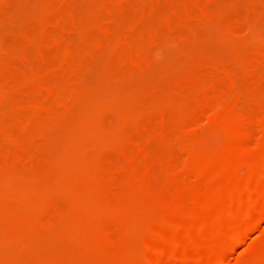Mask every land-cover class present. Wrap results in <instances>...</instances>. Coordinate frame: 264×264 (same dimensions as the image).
I'll use <instances>...</instances> for the list:
<instances>
[{
    "label": "rangeland",
    "instance_id": "obj_1",
    "mask_svg": "<svg viewBox=\"0 0 264 264\" xmlns=\"http://www.w3.org/2000/svg\"><path fill=\"white\" fill-rule=\"evenodd\" d=\"M263 202L264 0H0V264H264Z\"/></svg>",
    "mask_w": 264,
    "mask_h": 264
},
{
    "label": "bare ground",
    "instance_id": "obj_2",
    "mask_svg": "<svg viewBox=\"0 0 264 264\" xmlns=\"http://www.w3.org/2000/svg\"><path fill=\"white\" fill-rule=\"evenodd\" d=\"M260 204V203H259ZM263 204H264V202H263ZM260 207H261V205H260ZM258 208H259V206H258ZM255 209H257V208H255ZM256 212H254V215L255 214H257V215H255L254 217H256L257 216V218L256 219H258L257 221L253 218V215H251V213H250V216L248 215V217L247 216H245V217H247L246 218V220H245V222L242 224L241 223V225H239L238 227H235V229L234 230H232L233 232V235H234V237L235 238H237V239H235L234 237V239L236 240V241H234V242H237L238 244H235V246L237 247V245H239V244H241V243H243L247 238H248V236L249 235H251V233L253 232V231H255L254 229L256 228V227H258V224L260 223V221L264 218V205H262V207L261 208H259V209H257V210H255ZM258 212H260V213H258ZM262 222V221H261ZM240 223V222H239ZM238 224V223H237ZM232 239V238H231ZM235 246H229L228 248L229 249H226L227 251H229V250H232V248L231 247H235ZM231 248V249H230ZM224 251L223 253H221L220 254V256L222 255H224L223 257H224V259H227L226 257L227 256H225V255H227L226 254V252L227 251ZM178 252V251H177ZM176 252V253H177ZM176 253H174L173 252V254L172 253H170V255L168 256V259L169 260H171V259H173V260H175V258H176V255H178V254H176ZM228 253V252H227ZM179 254H180V252H179ZM229 254V253H228ZM179 257H180V255H178ZM177 256V257H178ZM183 256V255H182ZM219 257L220 259H223V257ZM178 257V258H179ZM178 258H176V259H178ZM218 258H215L214 259V263H217V260ZM225 261V260H224ZM165 258L164 257H162L160 260H159V264H165ZM184 262V261H183ZM212 262V263H213ZM186 263V262H185ZM213 263V264H214Z\"/></svg>",
    "mask_w": 264,
    "mask_h": 264
}]
</instances>
